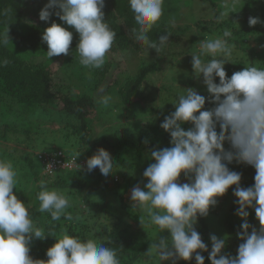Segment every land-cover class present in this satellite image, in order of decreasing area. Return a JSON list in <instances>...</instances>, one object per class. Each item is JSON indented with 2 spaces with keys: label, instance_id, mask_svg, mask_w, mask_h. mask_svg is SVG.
I'll use <instances>...</instances> for the list:
<instances>
[{
  "label": "trees",
  "instance_id": "trees-1",
  "mask_svg": "<svg viewBox=\"0 0 264 264\" xmlns=\"http://www.w3.org/2000/svg\"><path fill=\"white\" fill-rule=\"evenodd\" d=\"M193 1L164 0L163 15L149 33L150 39L153 40L166 32L171 33L168 46L158 55L155 50L147 49L131 36L130 30L136 24L128 0H105L104 19L116 32L109 52L118 53L120 57L147 54L146 61L135 73L131 72V69L121 70L118 64V68L115 69L120 74L108 85L115 61H109L107 54L102 68L84 72L76 70L67 72V55L47 57V45L42 42L41 34L54 20L73 32L69 54L71 58L76 56L80 58L76 51L79 35L74 28L64 24L54 15L49 22L39 19V12L46 4L45 0H0V35L8 33L9 36L7 45H0V61L5 59L8 61L6 65L0 64V159L13 163L17 178L27 182L32 179L36 195L39 190L38 182L44 179L43 170L41 174L36 171L37 164L43 165L39 158L40 153L54 154L62 151L66 158L74 160L79 154L66 149L67 145H73L75 150L83 153L76 161L83 169L74 170L71 184L64 179L49 184L50 188L61 184L66 186V195L72 205L68 209L73 214L72 221L64 220L63 217L60 221H51L48 213L39 212V201L36 196L37 201L31 202L29 195L16 194L25 204L31 205L29 212L34 222L43 228L46 234L49 231L59 233L66 229L69 234L82 239L92 238L101 242L109 240L110 243L106 242V246L119 249L121 264H145V252L159 235V230L155 225H149L146 218H143V228L139 220L142 218L141 214L131 208L129 188H132V178L123 179L122 175L116 172L125 173L132 169L137 171L135 174L137 176L133 179L136 185L143 187L147 181L141 173L140 162L134 168L128 164L131 153L133 151L145 153L142 164L144 169L149 165L152 149L170 146V135L160 127V123L164 116L175 110L171 103L178 95L184 93L179 92L175 85L182 80L177 81L180 77L174 76L168 84L157 87L152 83L153 77L163 72L164 64H168L169 69L174 67L175 70L189 67L191 54L199 51V42L206 38L221 36L226 29L231 30L232 36L229 39L235 46L231 58L234 64L228 62L224 65L227 75L230 77L246 65L264 67V0H237V10L224 7L225 0H204L208 8L214 12L211 18H200L197 21L195 19L193 24L188 26H174V22H179L182 17L181 11L186 2L191 6ZM250 17H258L262 23L249 26ZM153 55L154 58L148 59ZM195 82L191 81L190 85L195 86ZM216 82H219L218 78ZM151 87L153 89H149ZM100 88L107 91L106 96L113 93L115 100L112 101L117 103L109 102L107 105L98 103L101 95L96 96V92ZM203 89H206L204 85L198 90ZM202 95L206 98L209 96L207 90ZM213 106L206 99L205 108ZM113 112L116 114L126 112L131 114L133 119L127 123L123 120L126 118L118 117L117 125L113 126L112 132L115 142L106 140V133L103 132L108 124H105L104 117L107 113L112 115ZM183 127L187 129L191 125L186 123ZM145 140L148 143H144ZM13 142L24 148L18 150L10 147V143ZM104 142L109 153L114 155L112 161L115 164V172L107 178L98 168L88 172L86 163L83 165L85 158L92 156L98 145ZM54 144L58 147L53 146ZM224 147L226 150L230 148L227 142ZM16 152L19 153L18 156ZM228 167L242 174L240 182L242 187L254 184L255 169L252 166L233 161ZM122 180L124 183H121ZM180 181L188 182L183 174ZM20 187L24 189L23 186ZM103 187L116 188L114 191L118 195L115 198L120 204L119 215L111 211L108 207L112 206L110 203L91 200V193ZM234 188L235 185L219 198L218 208L214 211L216 215L223 213L226 216L223 229H226L229 235L224 253L233 256L237 253L238 245L242 243L237 237V232L242 231L240 225L243 222L235 215L237 205L234 204L236 197L232 194ZM16 190L15 188V193ZM78 191L81 193L79 200L75 199ZM248 211L250 213L248 222L259 229L254 210ZM137 222L139 224L135 225ZM195 227L210 252V235L213 232L215 234L213 227L205 217H200ZM137 231L142 233H136ZM160 235L167 237L168 233ZM54 243L55 238L51 236L44 240L34 239L29 255L33 259L46 260V250ZM209 252L201 253L205 257V264H210ZM157 262L158 259L154 257L151 264ZM194 263H196L194 257L190 261H178V264Z\"/></svg>",
  "mask_w": 264,
  "mask_h": 264
},
{
  "label": "clouds",
  "instance_id": "clouds-1",
  "mask_svg": "<svg viewBox=\"0 0 264 264\" xmlns=\"http://www.w3.org/2000/svg\"><path fill=\"white\" fill-rule=\"evenodd\" d=\"M136 26L131 28L134 40L160 55L168 46L171 33L150 39L149 33L163 15L164 0H128ZM105 0H48L39 12V19L49 22L54 15L71 26L79 35L76 51L80 64L87 69H100L106 54L116 38V32L104 19ZM262 21L250 17L249 26ZM231 30L221 36L199 42V51L191 54L192 76L206 87L209 96L193 87L184 88L171 103L174 111L164 116L160 127L170 135V146L152 149L150 163L143 172L146 183L131 190V208L159 230L157 238L145 252V264L153 257L158 264H178V261L195 259L205 264L201 254L209 252L208 245L196 230L200 217H207L211 208L218 205L229 188L235 185L233 196L237 205L235 215L242 219L237 237L242 241L235 256L222 254L228 237L210 235V264H264V67L246 65L242 70L227 75L224 65L232 62L234 45L230 42ZM8 33L0 35V45H7ZM47 45V57L68 55L73 32L54 20L41 34ZM5 59L0 64L6 65ZM234 64V63H233ZM219 82H216V79ZM110 97L102 96L98 103L107 105ZM206 99L214 106L206 109ZM191 127L185 129L184 124ZM219 128V131H217ZM227 142L228 150L224 145ZM144 143H148L147 140ZM81 154V153H80ZM79 154V155H80ZM78 155V157H79ZM77 157V158H78ZM73 160L78 171L83 166ZM237 164L255 169L254 184L241 186L242 174L228 167ZM86 163L88 172L98 168L105 177L112 175L115 164L110 153L98 148ZM51 165L45 174L55 176ZM183 174L188 182L181 183ZM17 172L10 160L0 159V264H121L119 249L106 246L96 239H82L65 229L59 233L37 226L29 212L31 205L18 198L14 189ZM36 199L39 212L48 213L51 221L74 219L70 198L49 182H38ZM248 209H253L259 229L248 222ZM250 230V231H249ZM167 232L168 236H161ZM51 236L55 243L46 250L47 259H33L30 255L32 241Z\"/></svg>",
  "mask_w": 264,
  "mask_h": 264
},
{
  "label": "rangeland",
  "instance_id": "rangeland-1",
  "mask_svg": "<svg viewBox=\"0 0 264 264\" xmlns=\"http://www.w3.org/2000/svg\"><path fill=\"white\" fill-rule=\"evenodd\" d=\"M230 1H232V2H230ZM47 2H48V0H45V3H47ZM223 3L226 4V5H224V7L228 8V9H233V10L236 9L237 10V7H238L237 6V3H238L237 0H225ZM212 13H214V12H212L208 8V5L206 4V2L204 0L203 1L202 0H194L193 1V5H191V6H189L188 3L186 2L185 6L183 7V9L181 11L182 17H181L180 21L179 22H174V26H177V25H183V26L187 25L188 26L189 24H193V20H195V19H196V21L199 20L200 18L209 19V17L211 18V16L213 15ZM213 17H215V16H213ZM77 55L79 56V54H77ZM146 55L147 54H141L140 53V54H136L134 56L133 55H123L122 57H120V55L118 53L117 54H113V53L108 51V53H107L108 60L109 61L110 60H114L115 61V62H113L115 64V66L111 69V72H110L111 76L109 77L108 85L111 84L115 80L117 75L120 74L119 71L116 70L118 68V64H119V67L121 68V70L128 71V70L131 69L132 70L131 72L135 73L136 70L138 69V67L141 66L144 63V61H146L145 60V59H147ZM67 57H68V65L66 66L67 72H72L74 70L80 71V72H84L85 70L89 71V69L83 67L80 64V58H78L77 56L71 58L70 54H68ZM154 57H155L154 55L153 56H149L148 59H151V58H154ZM163 66H164L163 72H161V74L153 77L152 83L155 86L160 87V86H162L164 84H168V81L171 78H174V76H178L180 78L177 81L182 80V82H178L177 84H175L176 87H178L179 92L180 91L184 92L185 91L184 88L192 87L190 85L191 81H196L195 82L196 85L193 86V88H195L199 92V94L201 92V95H202L206 91V89L198 90V89H201V87L203 86L202 78H201L200 81H198L196 79H193L194 77L192 76V66L191 65H189V67L187 66V67L183 68L182 70H180V69L175 70L174 67L169 69L168 68V64H166V65L164 64ZM127 74H129V73H127ZM149 89H153V87H151ZM99 94L102 97V96H104V95H106L108 93H107V91L105 89L100 88L96 92V96L98 95V97H100ZM108 97L111 98L109 102H111L113 104L117 103V101H112L114 99V94L113 93H109ZM107 114H106V117H104V118H105V122H106L105 124H107V123L108 124L104 128L103 132L106 133V140H109L111 142H115L116 139L114 137H112V132H113V126L117 125L118 117L126 118V119H123V120H125L127 123H130L133 120L131 118L132 115L128 114L126 112H124V113L121 112L119 114H116V113L113 112L112 115L111 114L107 115ZM119 121H121V120H119ZM97 132H99V131H97ZM10 144H11L10 147H15L18 150L20 148H24L23 146L15 144V142L10 143ZM53 146L58 147L57 144H54ZM101 147H103L104 149H106L109 152L108 146L106 145L105 142H104V144L100 143L98 145V148H101ZM65 148L68 149V150H71L72 152L78 153V154L81 153L80 151L75 150L73 145H70V146L67 145V146H65ZM46 149L49 150L48 148H46ZM18 154L19 153L16 152V156H18ZM80 155H83V153L80 154ZM110 155H111V158L113 159L114 155L113 154H110ZM89 157H91V156H88L87 158H89ZM87 158H85V160ZM144 159H145V153L143 154L141 152L138 153V152L133 151L131 153V157H129L128 164H130V166L134 168V166L138 162H140L141 173L143 175V172L146 169V168L143 169V165H142L144 163ZM152 162H153V160L150 158V155H149V164L152 163ZM36 166H37V168H36L37 173L41 174V171L43 170V166H40L38 164ZM67 171L68 172L56 173L55 176H51V175L48 176V175L44 174V180L46 178V181H48L49 184L50 183L53 184L57 180L59 181L60 179H64L66 182L71 184L73 182L72 180L74 178V171L73 170H67ZM120 172L117 171L116 173L117 174H121L123 179H124V177H125V179H127V177H128V179L132 178L131 179L132 188L134 186H136L135 180L133 178H134V176H137V175H135L137 171L132 169L129 172H125V173H123L124 171H120ZM21 179L17 178L16 194L18 196H22L23 194H25L26 196L29 195V201H31V202L37 201L35 199L36 195H34L35 190H33V186L35 184L34 185L32 184V179H29L28 182L27 181H22ZM180 182L182 183V181H180ZM89 183H92V182H89ZM121 183H124V180H122ZM22 184H24V185H22ZM20 186H23L24 189H21ZM52 188H56V189L64 192L65 194L67 193L66 186H63L62 184L59 185V186L54 185ZM132 188H129V189L132 190ZM123 189H124V186H123ZM114 190H116L115 187H114V189H113V187L112 188L111 187H108V188L107 187H103L101 189L98 188L95 192L91 193L90 197H91V200L94 201V202H96V201L97 202L104 201V202L110 203L112 206H108V207L111 208V211L113 213L119 215L120 214V208H119L120 204H119V201L116 200V198H115V196H118V195H116V192ZM125 190H126V188H125ZM80 196H81V193H79V191H78V194L76 195L75 199L79 200ZM219 198H222V197H219ZM219 198H218V202H220ZM217 208H218V206H215V207L211 208L210 211H209L208 216L205 217V219L210 223V226L213 227V229L215 231V235H217L218 237H225V236L229 235L227 230L223 229L224 228V224H223L224 223V218L226 216L223 213H222V215H216L214 213V211H216ZM134 224L138 225L139 223L137 222V223H134ZM145 231L146 230L144 229V232ZM136 233H142V231L141 232L137 231ZM212 234H214V232ZM156 235H157V233H156ZM156 238L157 237H155V239ZM225 249L222 250V254L225 252ZM157 264H158V262H157ZM194 264H196V263H194Z\"/></svg>",
  "mask_w": 264,
  "mask_h": 264
},
{
  "label": "built area",
  "instance_id": "built-area-1",
  "mask_svg": "<svg viewBox=\"0 0 264 264\" xmlns=\"http://www.w3.org/2000/svg\"><path fill=\"white\" fill-rule=\"evenodd\" d=\"M39 158L41 159V162L43 163V173L45 174V168L48 165H51L54 172H57L59 170H66V169H74L75 167H72L73 160L66 158L63 154V152H57L54 154H47L45 152H42L39 154ZM54 172L51 173V175L54 174ZM49 175V174H45Z\"/></svg>",
  "mask_w": 264,
  "mask_h": 264
}]
</instances>
